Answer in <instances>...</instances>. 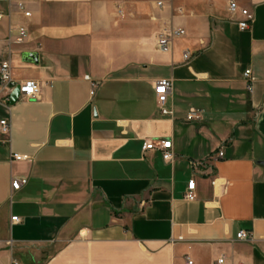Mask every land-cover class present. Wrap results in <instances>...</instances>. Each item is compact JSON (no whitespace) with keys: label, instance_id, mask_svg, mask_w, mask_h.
Returning a JSON list of instances; mask_svg holds the SVG:
<instances>
[{"label":"crops","instance_id":"0c3cea01","mask_svg":"<svg viewBox=\"0 0 264 264\" xmlns=\"http://www.w3.org/2000/svg\"><path fill=\"white\" fill-rule=\"evenodd\" d=\"M230 1L0 0V64L41 84L0 105V264H264V0H235L247 30ZM170 28L185 33L163 52ZM148 138L170 139L174 160L144 151Z\"/></svg>","mask_w":264,"mask_h":264},{"label":"built area","instance_id":"2783aa9c","mask_svg":"<svg viewBox=\"0 0 264 264\" xmlns=\"http://www.w3.org/2000/svg\"><path fill=\"white\" fill-rule=\"evenodd\" d=\"M18 8L22 11H25L24 2H18ZM230 12L232 14L239 13L242 19L239 22V26L242 30H247L251 26V22L253 19L252 13L249 9L239 6V4L235 0L230 1ZM25 15L29 16L30 12L25 11ZM3 17L0 14V19ZM185 30L181 28H170L162 31L158 34L156 38V43L158 48L163 52H168L171 50L173 42L176 38L184 35ZM27 37V30L25 27H20L17 30V34L15 37L16 43H23ZM192 53L189 51L184 52L183 59L188 61L192 58ZM245 81L247 84V88L249 90L253 89V75L252 70L248 69L245 71ZM99 85V82L91 79V95H94L96 89ZM173 82L170 78H160L155 82V93L157 95V101L160 106V110L162 114H172V110H169L165 107V103L167 101L168 93L172 89ZM20 88L19 99L21 98H36L41 90V84L34 79L26 80L23 82L17 81L12 75V67L9 62H2L0 64V105H9L11 94L16 87ZM11 123L7 118L0 120V131L4 135H8L10 133ZM143 150H159L161 152L162 158L167 162H172L175 158V154L173 152V145L170 139H153L148 138L145 140L143 145ZM224 156L223 150H218L216 152H212L208 154L206 157L202 159H196L192 161V165L195 169H200L206 163L215 164L218 160L222 159ZM13 161L20 160H28L29 156L23 155L20 153L12 154ZM28 179L23 176L15 177L12 180V188L14 190L20 189L23 185L27 183ZM214 183V182H213ZM195 187L196 182L194 179L190 180L188 183V190L185 193V197L188 200H194L195 195ZM12 220H18L17 216L12 217ZM237 238L240 240H250L252 239V232L246 229H241L237 233ZM224 257L218 260V263H223Z\"/></svg>","mask_w":264,"mask_h":264},{"label":"water","instance_id":"95a60500","mask_svg":"<svg viewBox=\"0 0 264 264\" xmlns=\"http://www.w3.org/2000/svg\"><path fill=\"white\" fill-rule=\"evenodd\" d=\"M23 59L30 63H38L39 55L36 52H24ZM20 88L17 86L11 94L10 104H15L19 100Z\"/></svg>","mask_w":264,"mask_h":264}]
</instances>
